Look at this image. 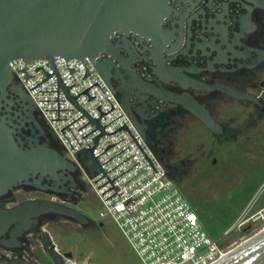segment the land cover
Segmentation results:
<instances>
[{"label":"flooded vegetation","instance_id":"flooded-vegetation-1","mask_svg":"<svg viewBox=\"0 0 264 264\" xmlns=\"http://www.w3.org/2000/svg\"><path fill=\"white\" fill-rule=\"evenodd\" d=\"M254 1L169 0L170 12L163 26L169 44L160 53L151 41L138 35H120L112 41L121 61L114 62L111 83L121 97L128 98L131 112L146 129V140L177 137L176 133L193 121L211 135L219 148L249 133H259L264 141V9ZM105 60L106 57L102 61ZM162 66L167 70L165 74L161 72ZM176 77L196 84L197 88ZM223 89L251 96L253 102L236 101ZM155 92L196 102L207 110L220 131L209 132L182 106L162 100ZM3 105L1 116L10 115L24 124L26 138L38 137L41 144L64 155L17 81H13ZM261 148L264 146L249 151L255 153ZM209 159L203 155L200 160ZM217 166L215 159L213 167ZM40 187H17L0 197V212L12 211L26 202L43 201L68 207L86 217L84 203L91 188L75 166L59 181L46 179ZM261 211L264 209L258 212ZM63 224L81 227L57 216L41 217L27 231L20 232L12 226L0 235V264H49L46 259L52 261L44 251V235L49 234L50 226Z\"/></svg>","mask_w":264,"mask_h":264},{"label":"water","instance_id":"water-1","mask_svg":"<svg viewBox=\"0 0 264 264\" xmlns=\"http://www.w3.org/2000/svg\"><path fill=\"white\" fill-rule=\"evenodd\" d=\"M254 2L264 9V0ZM169 12V0H0V113L14 81L12 63L49 62L54 67L56 58L80 63L89 60L110 91L120 97L130 122L147 143L146 129L131 112L128 98L121 97L111 83L114 62L121 61L112 41L120 35H138L151 41L160 53L169 44V38L163 31ZM120 48L127 52L125 46ZM104 57L107 60L103 62ZM161 72L165 74L167 70L162 66ZM176 78L197 88L196 84L184 78ZM60 86L69 97V90L62 83ZM223 90L236 101L253 102L251 96ZM155 93L162 100L182 106L209 132L217 134L220 131L207 110L196 102L165 92ZM71 100L76 104L75 99ZM92 123L103 131L99 122ZM24 129V124L17 119L0 114V197L17 187L39 189L44 180L59 181L73 169L74 165L64 155L47 144H41L38 137L26 138ZM80 160L92 178L102 173L94 150L84 152ZM166 172L169 174L168 170ZM47 216L66 218L81 227L89 225L86 217L68 207L43 201L26 202L12 211L0 212V235L12 226L20 232L27 231L37 219ZM44 237L47 239L43 244L44 251L53 264L72 262L73 255L60 254L51 236L45 234ZM11 264L26 263L14 261ZM219 264H264V233L245 243Z\"/></svg>","mask_w":264,"mask_h":264},{"label":"built area","instance_id":"built-area-1","mask_svg":"<svg viewBox=\"0 0 264 264\" xmlns=\"http://www.w3.org/2000/svg\"><path fill=\"white\" fill-rule=\"evenodd\" d=\"M10 67L65 157L99 199L105 209L101 218L119 227L143 264H219L227 258L231 248L203 231L198 216L89 60L56 58L54 67L49 62H14ZM90 150L102 169L93 178L80 160ZM252 212L247 210L226 238L232 232L260 230L264 211Z\"/></svg>","mask_w":264,"mask_h":264},{"label":"rangeland","instance_id":"rangeland-1","mask_svg":"<svg viewBox=\"0 0 264 264\" xmlns=\"http://www.w3.org/2000/svg\"><path fill=\"white\" fill-rule=\"evenodd\" d=\"M234 112L237 114L239 109L234 108ZM176 134L170 140L174 150L171 157L184 180L175 184L208 237L213 241L224 239L227 248L236 250L262 233L264 222L258 223L257 232L252 228L245 233L232 232L227 238L225 235L247 210L256 214L264 209V148L249 151L264 146L263 137L246 133L219 148L211 135L193 121ZM203 155L209 161L202 162ZM215 159L217 167H213ZM84 210L89 221L86 229L68 224L47 228L60 254L73 255L71 264H143L119 227L101 218L105 209L92 192Z\"/></svg>","mask_w":264,"mask_h":264},{"label":"trees","instance_id":"trees-1","mask_svg":"<svg viewBox=\"0 0 264 264\" xmlns=\"http://www.w3.org/2000/svg\"><path fill=\"white\" fill-rule=\"evenodd\" d=\"M173 137L160 139L159 141L147 140V145L162 166L169 171L170 178L177 184H181L182 179L176 172V166L173 163L171 154H174L172 149V143H170ZM175 138V137H174Z\"/></svg>","mask_w":264,"mask_h":264},{"label":"bare ground","instance_id":"bare-ground-1","mask_svg":"<svg viewBox=\"0 0 264 264\" xmlns=\"http://www.w3.org/2000/svg\"><path fill=\"white\" fill-rule=\"evenodd\" d=\"M26 93H27V92H26ZM28 96H29V95H28ZM31 100H32V99H31ZM33 103H34V102H33ZM76 104H77V103H76ZM76 104H75V105H76ZM146 144H147V143H146ZM258 233H259V232H258ZM262 233H264V231H263ZM262 233H260L259 235H261ZM257 236H258V235H257ZM255 237H256V236H255ZM251 238H252V237H251ZM249 241H250V240H249ZM246 243H247V242H246ZM243 245H244V244H243ZM243 245H242V246H243ZM242 246H240V247H242ZM240 247H239V248H240ZM239 248H237V249H239ZM237 249H236V250H237ZM236 250L231 249V250L228 252V256H227V257H229V255H231V254H232L234 251H236Z\"/></svg>","mask_w":264,"mask_h":264}]
</instances>
